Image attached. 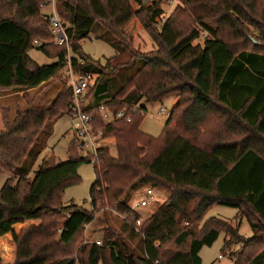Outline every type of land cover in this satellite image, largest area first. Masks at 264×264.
I'll use <instances>...</instances> for the list:
<instances>
[{
  "label": "trees",
  "instance_id": "1",
  "mask_svg": "<svg viewBox=\"0 0 264 264\" xmlns=\"http://www.w3.org/2000/svg\"><path fill=\"white\" fill-rule=\"evenodd\" d=\"M49 1L0 0V92H22L25 102L12 119L0 105V160L13 177L0 188V239L8 237L10 241L14 251L11 264H47L48 256L33 254L27 243L37 237L40 242H50L47 246L55 242L69 247L93 221V211L73 204L64 208L60 203L64 190L79 182V167L89 164L72 152L71 143L67 162L45 161L28 178L41 152L40 133L47 122L68 116L71 106L66 84L54 101L39 103L47 84L63 70L67 55L66 45L53 43L48 16L42 14V6ZM217 1L178 0L179 7L160 29L157 23L162 10L143 6V0L55 3L74 68L98 75L88 96L94 98L88 112L95 128L114 140L117 151L114 158L105 149L93 166L91 207L104 197L108 199L128 216L143 245L139 255L124 241H104L101 247L91 244L81 264H202L200 251L210 248L220 233L240 240L239 249L231 254L234 264H264V52H238L225 40L226 34L240 37L243 26H254L252 12L255 15L256 9H263L264 13V6L257 0ZM180 9H194L198 19L214 15V28L199 21L206 33L202 45H193L199 32L183 34L179 28L176 17ZM209 9L222 10L212 14ZM132 19L140 20L155 50L145 55L133 51L124 33ZM91 34L115 50L104 66L81 54V43ZM31 50L53 62L38 65L28 55ZM124 56L128 62L122 61ZM77 57L84 66L76 65ZM133 67L130 77L116 89L114 74ZM32 90L37 91L30 97L28 91ZM168 96H175L176 105L161 136L155 139L143 134L139 126L146 113L144 104ZM101 103L114 112L124 108L136 111L129 123L120 120L104 125L96 109ZM141 181L168 195L136 227L139 215L119 198ZM214 206L237 210L239 217L247 220L251 237H242L237 227L236 231L216 218L202 223ZM182 223L187 227H181ZM195 223L202 225L189 227ZM230 242L224 240V246ZM6 246L2 245L7 252ZM183 246L185 251L178 250Z\"/></svg>",
  "mask_w": 264,
  "mask_h": 264
},
{
  "label": "rangeland",
  "instance_id": "2",
  "mask_svg": "<svg viewBox=\"0 0 264 264\" xmlns=\"http://www.w3.org/2000/svg\"><path fill=\"white\" fill-rule=\"evenodd\" d=\"M219 2V0L217 1ZM260 6H264V0H257ZM151 5L158 6L162 10V16L160 21L157 23V28L160 29L164 21H166L173 12L177 10L180 3L178 0H148L145 7H150ZM136 10L138 8L134 6ZM182 12L178 15L177 23L180 29H182L183 34H186L189 31L195 30L199 32V38L193 41V45H202L206 33L202 30L200 25V20L203 23L214 28L212 15L210 18L202 16L200 19L197 18L198 12L194 9H180ZM222 9H209V12L215 14L216 11H221ZM263 9H256V14L252 12L251 18L253 19L254 26L245 25L243 26L242 36L226 34L225 40L232 47L233 50L241 52H264V13H261ZM49 8H43L42 14L48 15L50 13ZM14 13V10L11 11ZM8 15V14H7ZM143 20V16L140 18ZM255 19V20H254ZM100 33V32H99ZM124 33L131 40V48L133 51L139 55H145L156 49V45L153 40L150 38L148 33L145 31L139 19H132L124 27ZM110 42V41H109ZM81 54L95 63H98L101 66L106 64V61L109 58L115 56V50L110 43L104 39H96L94 34H91L88 39L84 40L81 43ZM29 57L38 65H49L53 60H49L41 52L36 50H31L28 53ZM128 56H124L122 61L128 62ZM136 67L130 68V70L124 71L123 73L117 72L113 76L112 85L119 88L131 75L133 69ZM98 78V75H96ZM47 88L42 93V98L40 99V105H46L49 102L54 101L57 95L65 90V82L63 79V71L58 74L57 78L49 82L46 86ZM37 90L28 91V95L33 97ZM22 92H17L12 90L9 92H0V105L4 108H7L12 119L18 110H23L25 107V102L22 97ZM94 98L89 100V103H93ZM176 105L175 96H168L160 102H155L151 104H144L146 113L144 118L140 122L139 130L151 137L159 138L164 130L167 118L165 116H159L160 109H164L167 113H171L173 108ZM107 147L109 155L116 158L117 151L114 146V140L110 137H107ZM72 119L69 116H62L57 120L52 122H47L44 130L39 135V156L32 167V171L28 178H32V174L36 171L37 167L48 161L47 163H64L69 159L68 147L71 143L73 148V153L82 156L83 153L79 151L74 143H72ZM52 157V159H51ZM79 177V182L75 183L68 188H66L60 198V203L62 206L68 207L71 204L78 207V209L91 210L93 211V221L87 225L81 235L75 243L69 247L56 246L53 244L47 243L50 242H40L39 238L34 237L31 243H27V246L31 249L32 253L42 252L48 256L47 264H52L54 262L62 261L65 259H74L76 264H81V260L85 259L86 252L88 247L91 244L99 242L101 246L107 241L109 242H121L124 241L128 247H130L136 254L141 253L143 245L140 236L132 228L126 220H123L120 216L121 212L117 211L116 206L109 204V200L105 197L98 201L95 207H91L89 191L92 184L95 181L94 168L92 164H83L79 167L77 171ZM13 178L12 175L6 171L4 165L0 160V188L7 178ZM151 189L157 199V203L147 210L141 211V217H149L155 208L164 203L167 200V192L163 189H157L152 187L149 184H146L144 181L138 183L134 188L126 190L124 194L119 198L127 202V205H132L136 201L145 197L146 190ZM192 208V206H190ZM237 212L234 209L214 206L211 211H209L204 219V221L209 220L210 218H216L225 223L238 228L239 223L236 221L233 223ZM121 214V215H119ZM200 223H195L194 226L198 229ZM181 227H187L186 223H182ZM246 227V228H245ZM236 228V231H237ZM232 231V230H231ZM249 232V227L245 224L244 228L241 230L240 234L246 237ZM247 232V233H246ZM233 233L231 232V235ZM225 233H220L217 241L210 248H202L199 253L202 264H234L235 258L231 257V254L239 249L240 240L235 236L230 238V235ZM224 239L231 240L229 246H224ZM235 243V245H234ZM3 244L7 246V252L2 247ZM98 246V247H101ZM170 249L177 250L176 247H173L172 244H169ZM180 251H185V246L178 248ZM234 251V252H232ZM13 248L10 244L8 237H3L0 239V264H11L13 260ZM105 257L107 256V247L104 252ZM7 257V258H6Z\"/></svg>",
  "mask_w": 264,
  "mask_h": 264
},
{
  "label": "built area",
  "instance_id": "3",
  "mask_svg": "<svg viewBox=\"0 0 264 264\" xmlns=\"http://www.w3.org/2000/svg\"><path fill=\"white\" fill-rule=\"evenodd\" d=\"M57 1L58 0H50L45 6H42V8H49L51 10L47 16L50 30L54 36L53 43L57 46H67L65 66L62 71L64 82L71 92L70 114L68 115L72 119L71 141L76 148L83 153L81 157L89 164L95 166L98 163L100 154L105 149H108L107 137L105 136L104 131L95 128L94 119L88 112V109L92 104L89 103L91 98L88 99V96L96 85L97 76L74 68L73 60L71 58L73 55L68 47L67 38L61 21L56 14L55 3ZM76 65L84 66V61L77 57ZM91 97L93 98V96ZM96 109L99 118L104 125L120 120H125L129 123L130 115L136 111L135 108H124L114 112L106 103L99 104ZM159 116H165L168 119L170 113H167L164 109H160ZM156 203L157 199L153 191L148 188L144 198L129 205L130 211L139 215V218L134 222L136 227H139L145 219L141 217V211L151 208ZM120 217L123 220L128 219V216L126 215ZM95 244L101 246L99 242Z\"/></svg>",
  "mask_w": 264,
  "mask_h": 264
},
{
  "label": "crops",
  "instance_id": "4",
  "mask_svg": "<svg viewBox=\"0 0 264 264\" xmlns=\"http://www.w3.org/2000/svg\"><path fill=\"white\" fill-rule=\"evenodd\" d=\"M209 211H211V210H209ZM208 211V212H209ZM236 212H237V210H235ZM232 219H234V221H233V223L234 222H238L239 223V235H241L242 237H244V238H249V237H251V235H252V232H251V228H250V226H249V224H248V222H247V220L245 219V218H242V217H239V215H238V212L235 214V216H233L232 217ZM236 220V221H235ZM245 224L249 227V232H248V234L246 235V237L245 236H243L242 234H240V232H241V230L244 228V226H245ZM246 228V227H245ZM246 232V233H247ZM225 240V239H224ZM237 251V250H236ZM232 252H234V251H232Z\"/></svg>",
  "mask_w": 264,
  "mask_h": 264
},
{
  "label": "water",
  "instance_id": "5",
  "mask_svg": "<svg viewBox=\"0 0 264 264\" xmlns=\"http://www.w3.org/2000/svg\"><path fill=\"white\" fill-rule=\"evenodd\" d=\"M148 0H143V6L147 5Z\"/></svg>",
  "mask_w": 264,
  "mask_h": 264
}]
</instances>
